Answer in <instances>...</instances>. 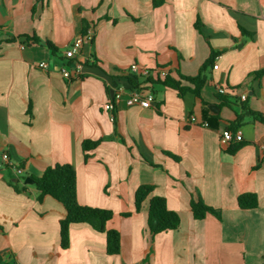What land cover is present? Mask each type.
I'll list each match as a JSON object with an SVG mask.
<instances>
[{
  "label": "crops",
  "instance_id": "crops-1",
  "mask_svg": "<svg viewBox=\"0 0 264 264\" xmlns=\"http://www.w3.org/2000/svg\"><path fill=\"white\" fill-rule=\"evenodd\" d=\"M88 34L74 57L78 77L64 79V51ZM212 54L199 97L153 76L138 79L151 106L126 104L131 64L165 69L183 87ZM217 87L234 92L231 104ZM119 88L111 121L103 105ZM254 114L264 117V0H0V155L22 169L0 170V264H264V124ZM237 116L242 145L228 153L239 143L221 135ZM98 139L85 160L81 142ZM55 164L73 166L80 205L112 212L118 254L107 255L105 234L86 223L71 224L60 247L64 210L38 202L33 181ZM140 185L153 190L136 212ZM244 193L256 208L238 207ZM153 195L178 214L175 230L150 234ZM192 196L221 219L194 220Z\"/></svg>",
  "mask_w": 264,
  "mask_h": 264
},
{
  "label": "trees",
  "instance_id": "trees-1",
  "mask_svg": "<svg viewBox=\"0 0 264 264\" xmlns=\"http://www.w3.org/2000/svg\"><path fill=\"white\" fill-rule=\"evenodd\" d=\"M198 26V22H196ZM33 43H37L38 39L32 38ZM46 46L56 53L57 49L49 41ZM214 54L206 60L198 74L193 77H181L187 85L181 86L180 80H175L166 76L162 79L157 77L156 83L165 87L177 90L180 94L183 91H189L195 96H200V90L206 82V69L211 65ZM154 80L147 78L143 83L150 84ZM130 88L138 89L141 83L138 82L137 77L128 79ZM142 89L147 90L145 87ZM148 91V90H147ZM222 105L231 104L228 97L220 96ZM255 119L264 124V117L260 114H254ZM240 116L228 127V130L235 131L240 124ZM102 139L98 140H83L81 142V149L83 157L86 160L88 151L94 149ZM242 143L233 144L228 147V153H234ZM36 189L39 191L37 201L41 202L44 198L49 197L56 201L64 210L62 217L59 219V238L60 247L66 249L69 243L68 230L71 224L86 223L90 225L95 231L104 233L106 238L105 252L107 255H116L120 251L119 233L115 229L106 228L107 222L112 218L113 214L110 210L93 208L89 206L80 205L76 198V174L72 165L70 164H55L44 169L42 175L33 179ZM153 187L151 185H140L134 193V208L138 212L141 208L142 202L148 198L152 193ZM237 205L240 209L249 210L254 209L258 205L256 195L251 193H244L237 197ZM189 208L194 220H201L206 215H212L216 219H221L219 209L212 208L206 205L200 196L191 197L189 201ZM128 216V213L122 214ZM180 223L179 216L176 212L169 210L166 201L160 196H151L148 201L147 212V227L151 235L160 234L163 232L175 230Z\"/></svg>",
  "mask_w": 264,
  "mask_h": 264
},
{
  "label": "built area",
  "instance_id": "built-area-1",
  "mask_svg": "<svg viewBox=\"0 0 264 264\" xmlns=\"http://www.w3.org/2000/svg\"><path fill=\"white\" fill-rule=\"evenodd\" d=\"M91 34H88L86 36H78L76 37L71 44L66 48V50L63 53L64 58L68 61V65L62 66L60 68V73L64 79H71L72 77L77 78L78 74L80 73V64L75 60V55L78 53V49L82 46V44L85 41H89L91 39ZM38 66L41 69H46L47 64L44 62H40ZM69 66V67H68ZM217 66L214 65L213 68H216ZM73 69L74 75H72ZM128 74L131 77H137L138 79H147V78H152L153 76L159 77V78H164L168 76V71L165 69H149L145 66H140L136 63H133L129 66L128 68ZM143 87H139L138 89L136 88H130L129 91L127 92V97H126V104L127 105H139L142 108H148L151 106L152 102L154 101V95L145 89H142ZM216 91L218 94L223 95V96H229V97H234V92L233 91H227L226 89L222 87H217ZM123 95V89L119 88L117 91L113 93L112 99L104 103L103 109L105 112L108 113L109 118L111 121L114 120V115L113 112L115 110L116 105L118 104L121 96ZM246 99V94H240L239 95V100L245 101ZM196 119L194 117L190 118V122L195 123ZM200 125L207 127L208 124L206 122H202ZM242 141V134L241 131L236 129L235 131L231 130H224L221 135V142L223 144H229V143H239ZM5 167H10L13 169V171L16 174L21 175L22 174V169L19 167H15L10 163L9 156L7 153H2L0 155V170L5 168Z\"/></svg>",
  "mask_w": 264,
  "mask_h": 264
},
{
  "label": "water",
  "instance_id": "water-1",
  "mask_svg": "<svg viewBox=\"0 0 264 264\" xmlns=\"http://www.w3.org/2000/svg\"><path fill=\"white\" fill-rule=\"evenodd\" d=\"M208 108L212 111H214L215 113L218 111L217 108L214 105H208ZM26 182L32 183V180H26Z\"/></svg>",
  "mask_w": 264,
  "mask_h": 264
}]
</instances>
